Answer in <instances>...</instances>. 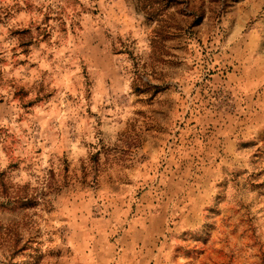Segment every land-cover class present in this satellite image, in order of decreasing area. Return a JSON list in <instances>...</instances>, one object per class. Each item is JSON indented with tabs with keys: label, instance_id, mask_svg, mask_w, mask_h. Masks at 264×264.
I'll use <instances>...</instances> for the list:
<instances>
[{
	"label": "rangeland",
	"instance_id": "1",
	"mask_svg": "<svg viewBox=\"0 0 264 264\" xmlns=\"http://www.w3.org/2000/svg\"><path fill=\"white\" fill-rule=\"evenodd\" d=\"M167 4L0 0V264H264V0Z\"/></svg>",
	"mask_w": 264,
	"mask_h": 264
},
{
	"label": "trees",
	"instance_id": "2",
	"mask_svg": "<svg viewBox=\"0 0 264 264\" xmlns=\"http://www.w3.org/2000/svg\"><path fill=\"white\" fill-rule=\"evenodd\" d=\"M137 6L150 21L158 23L162 22V18L166 15L165 9L168 6V0H135ZM162 26V25H161ZM180 31V28H177ZM178 32V37L181 38L184 34Z\"/></svg>",
	"mask_w": 264,
	"mask_h": 264
}]
</instances>
